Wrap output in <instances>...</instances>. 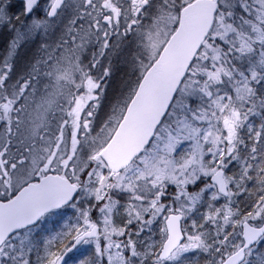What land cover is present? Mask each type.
<instances>
[{"label":"snow or ice","instance_id":"obj_1","mask_svg":"<svg viewBox=\"0 0 264 264\" xmlns=\"http://www.w3.org/2000/svg\"><path fill=\"white\" fill-rule=\"evenodd\" d=\"M0 264H264V0H0Z\"/></svg>","mask_w":264,"mask_h":264},{"label":"rangeland","instance_id":"obj_2","mask_svg":"<svg viewBox=\"0 0 264 264\" xmlns=\"http://www.w3.org/2000/svg\"><path fill=\"white\" fill-rule=\"evenodd\" d=\"M4 45H5V40L2 36H0V53H2Z\"/></svg>","mask_w":264,"mask_h":264}]
</instances>
